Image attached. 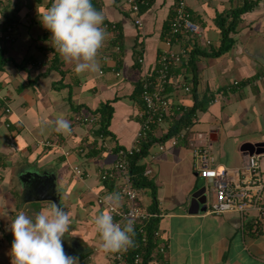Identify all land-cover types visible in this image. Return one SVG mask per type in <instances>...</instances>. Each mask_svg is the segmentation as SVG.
<instances>
[{
	"label": "crops",
	"instance_id": "0c3cea01",
	"mask_svg": "<svg viewBox=\"0 0 264 264\" xmlns=\"http://www.w3.org/2000/svg\"><path fill=\"white\" fill-rule=\"evenodd\" d=\"M174 1L152 0L140 6L142 23L136 24L124 0H92L104 11V24L115 23L118 31L105 27L99 71L77 75L52 48L51 33L39 19V9L52 0H0V264H11L10 223L16 214L23 210L34 216L49 202L63 207L73 220L63 238L65 253L77 257L79 264H111L112 253L100 249L92 218L106 209L97 196L117 191L114 181L110 188L99 177V168L115 160L116 148L134 143L143 111L139 83L154 70L166 47L167 32H162ZM242 2L188 0L192 18L202 26V39L179 35L172 47L189 46L190 51L193 45L205 50L218 46L220 15ZM9 25L10 38L5 36ZM233 37L227 51L198 56L195 83L181 62L172 69L165 86L172 106L192 105L194 84L198 96L211 93L213 98L196 109L187 136L176 143L173 136L155 139L139 159L144 175L153 181L152 187L141 189L140 202L159 213L154 227L167 243L160 255L163 264H264V228L253 232L251 222L235 212L189 211L199 179L189 141L198 131L208 136L215 159L226 166L241 163L242 145L264 141V0L241 14ZM106 102L113 109L106 135H96L94 124H72L75 113L99 115L94 111ZM57 113L70 121L72 133L59 134L49 127L42 134L39 122H51ZM173 114L150 135L157 138L166 132ZM260 160L264 170V152ZM32 174L37 175L26 185ZM51 190L59 194L57 202L48 198ZM209 197L205 193V206ZM125 202L122 197L120 206Z\"/></svg>",
	"mask_w": 264,
	"mask_h": 264
},
{
	"label": "built area",
	"instance_id": "2783aa9c",
	"mask_svg": "<svg viewBox=\"0 0 264 264\" xmlns=\"http://www.w3.org/2000/svg\"><path fill=\"white\" fill-rule=\"evenodd\" d=\"M133 14L136 24H141L139 14L142 0H124ZM114 32L118 31L115 23L104 24ZM6 37L10 38L12 27H6ZM202 26L196 22L189 8L188 0H175L170 16L169 28L164 38L166 47L160 52L154 67V75L145 73L140 81V96L143 103L141 123L136 132L134 143L130 146L120 147L116 150L115 160L110 165L99 168V177L103 180L115 182L116 191L126 199L123 207H119L113 213L116 222L132 220L134 222V246L127 250L112 253L111 264H142V255L139 252L142 243L148 241L149 235L158 240L152 252L153 262L166 251L167 243L161 239L159 229L148 232V223L159 213L147 209L141 202V193L133 185L130 166V157L140 151L142 139L152 131L153 126L165 121V118L181 109L180 106H172L166 96L165 86L169 81L170 68L187 56L191 47L181 46L173 48L174 40L179 35H187L192 39L201 38ZM209 43V39H204ZM118 48L119 45L116 44ZM142 61V58H139ZM101 71V70H100ZM119 72H116L118 74ZM188 89V85H184ZM98 115L89 112H77L72 117V124L81 123L95 124ZM189 125L173 136L172 143L178 142L179 137L187 136ZM102 135V134H100ZM193 167L198 176L204 177L205 193L211 197L207 199V212L224 213L235 212L241 220H248L252 224V231L259 233L264 228V170L261 166L260 156L262 153L244 151L242 161L237 166H226L218 163L211 148L210 140L203 132L198 131L194 139L189 141ZM162 148V145H159ZM98 201H103L101 195Z\"/></svg>",
	"mask_w": 264,
	"mask_h": 264
},
{
	"label": "clouds",
	"instance_id": "9594fccd",
	"mask_svg": "<svg viewBox=\"0 0 264 264\" xmlns=\"http://www.w3.org/2000/svg\"><path fill=\"white\" fill-rule=\"evenodd\" d=\"M38 16L42 26L51 33L52 48L67 64L73 65L77 75L99 71L97 57L108 33L104 27L105 14L92 0H52L49 7L41 8ZM51 127L63 135L72 133L70 121L57 113L51 122L41 120L43 134ZM122 195L112 192L103 197L106 209L92 218L100 249L115 253L134 246V222H116L113 213L120 207ZM73 220L68 211L55 202H49L33 215L20 210L10 223L14 237L11 264H79L77 257L68 256L63 238Z\"/></svg>",
	"mask_w": 264,
	"mask_h": 264
},
{
	"label": "trees",
	"instance_id": "16d2710c",
	"mask_svg": "<svg viewBox=\"0 0 264 264\" xmlns=\"http://www.w3.org/2000/svg\"><path fill=\"white\" fill-rule=\"evenodd\" d=\"M257 1L258 0H243V2L239 6L231 8L228 14L220 15L217 23L220 31V42L218 46L211 47L210 50H205L201 48L199 45H193V48L188 53V58L182 59L181 61L182 64L181 63L180 64L187 66L188 71L191 73L190 79L193 83L196 82L198 56L201 54L219 55L227 51L234 42L233 33H235L236 31V26L241 18V14L246 11H249V9H251L257 3ZM151 2L152 0H142L139 6L146 7L149 4H151ZM169 21L170 18L165 23L162 36L166 34L169 28ZM2 60L3 59L0 57V62H2ZM179 65L172 66L170 68V73L173 72L172 69L175 66H179ZM151 74H152L151 76L154 75V70L151 72ZM193 86L194 88L192 89V96H193L192 105L187 107H181V109H176L173 116H171L170 118L168 129L166 130V132H163L160 136L158 135L157 138L156 136L154 137L150 135L151 132L147 133V135L141 141L140 151L135 152L130 157L131 172L133 173L132 181H133V185L137 189L141 190L144 187L153 186L152 179L144 175V164L139 162V159L142 158L144 155H146L149 145L155 139H160V140L166 139L167 137H171L178 134L180 130H182L185 126L191 124V122L194 119V114L196 113V109L204 108L209 103L210 99L213 98V94L211 93H207V94L205 93L202 96H198L196 93L195 84ZM139 94H140V83H139ZM112 110H113L112 106L108 102H106L102 104L97 110L94 111V112H99L97 122L94 124L96 135H100V134L106 135L107 133H109L108 124L112 114ZM106 183L110 188L113 185L112 181L108 179L106 180ZM154 223H155V219L152 218V220L149 221L147 226L148 232L155 229ZM250 229H252V224L250 225ZM149 237L150 238H148V241L142 243L140 248H138L139 252L142 255V264H163L164 261L162 260V256H160L158 259H156L155 262H153L152 252L158 240L152 239L150 235Z\"/></svg>",
	"mask_w": 264,
	"mask_h": 264
},
{
	"label": "water",
	"instance_id": "95a60500",
	"mask_svg": "<svg viewBox=\"0 0 264 264\" xmlns=\"http://www.w3.org/2000/svg\"><path fill=\"white\" fill-rule=\"evenodd\" d=\"M241 149L243 151H249V152H256V153H262L264 152V141H257L254 142L253 144H244L241 146ZM37 174H32L30 175V177L26 180V185L27 183L33 179V177H36ZM47 175V174H46ZM45 174H41V177H45ZM39 177V175L37 176ZM43 181H45L43 179ZM24 186V190H27V186ZM197 186L198 188H196L192 193H191V198H190V206H189V211L191 212H196L199 209H205V193H204V189H205V185H204V177L199 176V179L197 181ZM52 193L51 194H47L48 198L54 200V201H58L59 198V194H57V192H54V190H51Z\"/></svg>",
	"mask_w": 264,
	"mask_h": 264
}]
</instances>
